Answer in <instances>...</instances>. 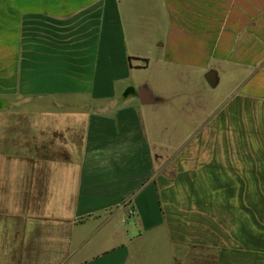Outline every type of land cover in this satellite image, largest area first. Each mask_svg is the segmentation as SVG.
<instances>
[{
  "label": "crops",
  "instance_id": "crops-1",
  "mask_svg": "<svg viewBox=\"0 0 264 264\" xmlns=\"http://www.w3.org/2000/svg\"><path fill=\"white\" fill-rule=\"evenodd\" d=\"M0 264H264V0H0Z\"/></svg>",
  "mask_w": 264,
  "mask_h": 264
},
{
  "label": "water",
  "instance_id": "water-1",
  "mask_svg": "<svg viewBox=\"0 0 264 264\" xmlns=\"http://www.w3.org/2000/svg\"><path fill=\"white\" fill-rule=\"evenodd\" d=\"M205 81L209 85V87L214 88L217 84V76L213 71H210L205 76Z\"/></svg>",
  "mask_w": 264,
  "mask_h": 264
},
{
  "label": "rangeland",
  "instance_id": "rangeland-1",
  "mask_svg": "<svg viewBox=\"0 0 264 264\" xmlns=\"http://www.w3.org/2000/svg\"><path fill=\"white\" fill-rule=\"evenodd\" d=\"M207 92H210V90L207 89Z\"/></svg>",
  "mask_w": 264,
  "mask_h": 264
}]
</instances>
